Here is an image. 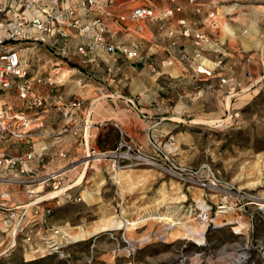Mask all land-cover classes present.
<instances>
[{
    "label": "rangeland",
    "instance_id": "rangeland-1",
    "mask_svg": "<svg viewBox=\"0 0 264 264\" xmlns=\"http://www.w3.org/2000/svg\"><path fill=\"white\" fill-rule=\"evenodd\" d=\"M5 1L0 0L2 4ZM115 1L122 5L118 9L119 16L109 11V7L105 9ZM127 1L113 0L110 4L108 0H96L98 4L82 17L84 25L96 18L105 22L107 30L108 24H114L113 38L108 41L107 37L112 34L107 33L106 42L117 46L138 45L140 55L147 60L143 65L126 59L121 62L120 58L116 67L124 64L128 68L130 62L137 65L133 75L136 87L150 86L142 73L148 70L154 77L158 71L154 51L157 38L160 37L159 42L164 41L166 48L173 44V53L165 51V59L171 55L182 57L179 47L186 40L190 44L194 40V46L199 48L194 56L199 59V65L193 72L200 75L197 70L204 66L200 43L207 38L205 33L192 32L188 17L176 21L177 25L179 20L186 21L188 36H184L183 28L172 25L175 13L163 22L134 21L130 16L132 10L140 6L151 7L155 16L178 7L181 12L187 11L188 6H193L197 13L201 0L193 3L190 0ZM232 3L241 6L246 17L244 36L253 31L263 36L264 0H221L216 4ZM189 16L199 20L191 13ZM252 18H258L259 23L255 25ZM141 29L148 31V39ZM88 36L81 37L70 29L69 37L59 42L70 50L66 57L54 53L52 42L55 39L46 36L40 40V35H34L37 41L31 40L19 47L29 60L31 75L63 76L58 87L62 97L82 101L76 91L92 89L95 75L84 63L86 58L73 54V47ZM244 44L247 48L246 41ZM262 45L259 41V51ZM248 50L245 57L260 55ZM146 54H149L148 59ZM258 57H253L258 62L253 65L258 82L252 90L250 83L247 84V71L221 94L215 85L195 81L188 74L163 79L165 105L167 108L179 105L184 111L173 116L175 123L167 121L176 125L171 135L150 136L147 150L143 152L140 147V153L150 158L149 162L133 161L129 167L112 171L113 184L99 186V181L104 182L102 165L88 156V150L76 162L84 168L77 176L78 181L82 180L66 194L68 197L49 190V198L55 195L53 193L58 195L26 215H22L19 207L10 212L13 215L0 216V264H264V59ZM127 81L124 79L125 83ZM127 88L125 84L123 91ZM4 101L17 105V97L12 92ZM168 115L172 114L164 116ZM126 140L139 148L129 136ZM131 154L136 156V151ZM165 157L184 168L196 170L208 166L221 181V187L203 190L180 182L164 172L169 167ZM163 181H173L170 184L180 189V197L173 204L158 209L155 204L168 195L161 192ZM22 196L28 200L25 193L22 192ZM8 205L16 208L12 202ZM221 206H225L224 210H219ZM202 210L208 213V222L199 218Z\"/></svg>",
    "mask_w": 264,
    "mask_h": 264
},
{
    "label": "crops",
    "instance_id": "crops-1",
    "mask_svg": "<svg viewBox=\"0 0 264 264\" xmlns=\"http://www.w3.org/2000/svg\"><path fill=\"white\" fill-rule=\"evenodd\" d=\"M217 1L201 0L199 12L195 13L193 6H188L187 11L175 13L172 20V25L179 28L176 21L188 17L187 22L193 33H205L207 39L200 43V49L203 52V65L206 73L198 75L193 72L199 65V59L194 57L199 50L198 47L194 46V40L193 45L189 43V40H186L179 47L182 57L178 55L177 59L176 56L171 55L169 59H165L167 58L164 57L165 51L168 54L173 53V44L166 48L164 41L159 42L160 37H158V41L154 45L155 50L151 48V51H155V64L158 71L154 77L150 76L148 70L142 73L147 84L150 85L147 87H136L133 75L137 65L131 62L128 64V68L124 67V64L117 67L114 75L106 74L105 68L108 62L106 56L100 54L97 63L84 61L95 75L93 76L95 85H91L92 89L89 90L76 91L83 100L81 115L75 122L66 124L60 114L49 107L42 115L43 128L37 130L31 147L16 144L13 140H7L0 144V149L10 156L33 150L35 158L29 162V167L34 169L40 177H45L52 172H63L66 178L65 184L73 183L75 187L80 184L82 179L78 181L77 176H80L84 169L81 164H76V162L88 153V150H92L94 152L93 161L99 166L102 165L101 171L104 182L99 181L98 185L101 186L106 183L109 186L113 184L112 179L114 178L110 168L112 161L104 159V154L116 149L121 133H126L131 141L136 146L142 147V151L145 152L150 136L166 138L176 128V125L170 123H175L176 120H173V116L181 114L184 109L179 105L167 108L163 97V79L168 77L180 78L188 74V77L195 81H207L210 85H215L221 94L227 92L233 82L241 79L242 72L247 71V84L250 83L249 89L252 90L258 82V78L254 76L253 72V65L258 62L253 57L259 56V60L264 59V35H258L253 31L251 36H244L243 23L246 21V17H244L242 7L237 3L218 6ZM69 2L61 1L60 7L66 6ZM127 2L123 4L125 5ZM121 6L115 1L114 4L106 6L105 9L107 10L109 7V11L111 10L115 15L117 14L116 16H119L120 10L118 9H121ZM177 6L181 5L177 4ZM188 13L193 14L199 20L192 19ZM206 15L209 17L207 18ZM259 21L258 18L253 19L255 25ZM108 25V31L112 34L111 37H107L109 41L113 38L116 27L114 24ZM141 32L146 39L150 37L147 30L144 32L141 29ZM244 41L247 43V48H245ZM259 41L263 43L260 51L257 49ZM247 50L259 52L260 55L256 53V55L252 54L245 57ZM148 55L145 56L147 59ZM185 60L188 62L187 65ZM121 62H124V58L121 59ZM262 63L264 65V62ZM124 79L128 81L125 83ZM153 80H156L155 84H153ZM124 83L128 87L126 91H123ZM77 84L81 85L80 82ZM166 113L172 115L164 116ZM84 123L89 125V129H85V132H83ZM84 140L85 143H83ZM170 182L173 181L161 182V192L168 195L167 198H163L161 202L155 204L158 209L173 204L180 197V189ZM122 184L126 185L124 182ZM3 187L7 188V186ZM42 187L43 185H40L38 190L40 191ZM24 189L22 186L10 188L12 191L10 202L16 207H21L23 203L28 201L22 196V192L25 193ZM49 190L50 185L47 184L44 193L49 195L51 193ZM17 194H19V199L16 197Z\"/></svg>",
    "mask_w": 264,
    "mask_h": 264
},
{
    "label": "built area",
    "instance_id": "built-area-1",
    "mask_svg": "<svg viewBox=\"0 0 264 264\" xmlns=\"http://www.w3.org/2000/svg\"><path fill=\"white\" fill-rule=\"evenodd\" d=\"M61 1L72 2L60 7ZM194 1L198 0H190V3ZM97 4L96 0H6L4 4L0 2V15L3 16L0 20V144L13 140L16 144L31 147L37 130L43 128L42 115L49 107L55 109L66 124L75 122L82 112L81 100H67L59 93L58 87L63 82V76L55 77L56 74H49L42 77L39 73L31 75L29 60L22 53L19 45L31 40L37 41L34 35H40L42 37L40 40L43 36L54 38L55 41L52 42L54 53L63 57L70 55V50H66L68 47L65 45L62 47L59 42L69 37L70 29L76 30L81 37L89 35L88 39L73 47V54L86 58L88 63H97L99 55L104 54L108 62L105 68L108 75L115 74L116 62L120 58L146 65L147 60L140 55L138 45L117 46L112 42H106L105 35L109 31L102 19L96 18L87 25L83 24L82 17ZM179 12L181 8L178 7L174 10H165L159 16H155L151 7L140 6L132 10L130 17L134 21L163 22ZM178 25L184 29L183 35L188 36V30L185 29L186 21L179 20ZM197 73H206L204 66L199 67ZM9 92L16 95L17 105L4 101ZM130 107L132 108L131 104ZM83 129L85 132V129H89V125L84 123ZM127 137L126 133H121L116 149L104 154V159L112 161V171L129 167L133 161L149 162L150 160L140 153V147L131 146L126 140ZM132 151H136V156L131 154ZM88 156L94 157V152L89 150ZM34 158L33 150L10 156L0 149V216H7L19 208L8 205L11 187L25 188L28 203L21 206L23 216L39 204L53 199L46 198L48 193L43 194L47 184L50 185L51 192H58L59 196L64 197H68L66 194L75 187L73 183L65 184L66 178L63 172H52L40 177L29 167V162ZM165 160L169 163V167L164 172L184 184L203 190H217L221 187V181L208 166L204 165L194 170L174 165L167 157ZM120 163L123 165L121 166ZM40 185L43 187L39 191ZM218 208L224 210L225 206ZM199 218L202 222L209 221L206 210L201 211Z\"/></svg>",
    "mask_w": 264,
    "mask_h": 264
},
{
    "label": "bare ground",
    "instance_id": "bare-ground-1",
    "mask_svg": "<svg viewBox=\"0 0 264 264\" xmlns=\"http://www.w3.org/2000/svg\"><path fill=\"white\" fill-rule=\"evenodd\" d=\"M58 193V192H57ZM57 193H53V194H55L54 196H52V197H50V198H53V197H55V196H57L58 194ZM50 195V194H49ZM49 195H47V197L46 198H49ZM202 206H203V204H201Z\"/></svg>",
    "mask_w": 264,
    "mask_h": 264
}]
</instances>
